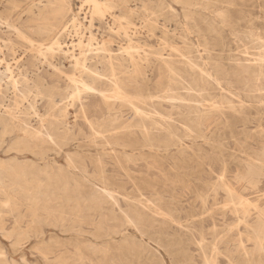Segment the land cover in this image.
Listing matches in <instances>:
<instances>
[{
    "label": "bare ground",
    "instance_id": "1",
    "mask_svg": "<svg viewBox=\"0 0 264 264\" xmlns=\"http://www.w3.org/2000/svg\"><path fill=\"white\" fill-rule=\"evenodd\" d=\"M135 1L85 0L88 12H81L84 6H80L79 13L65 22L61 21V9L50 6L51 0L35 3L30 12L40 22L31 34L50 33L59 26L48 45L3 21L6 29L13 28L30 48L16 56L10 39L0 37V152L5 135L19 132L21 137L7 151H29L35 159L23 161L14 155L7 160L0 156V220L4 215L15 217L14 227L8 229L0 223V232L6 238L16 236L14 244L19 246L40 235L42 224L51 218L62 226L70 219V229L78 234L85 231L83 223L88 218L95 225L91 234L100 239L108 235L105 220L119 217L114 209L118 206L122 218L137 230L161 238L165 231L154 227L150 215L160 220L154 215L156 210L161 221L167 223L161 207L152 209L162 198L146 197L134 183L138 201H130L129 209H122L113 188L114 177L109 174V160L125 169V161L164 153L179 177L194 164L207 166L214 173L220 167L209 186L225 191V208L236 217L229 237L240 254V263H235L231 255V264H264V145L260 149L243 147L239 154L231 155L232 161L203 147L204 143L212 150L217 147L212 142L213 133L221 124L231 129L247 125L252 121L251 109L259 115L255 134L264 138V13L255 16L253 11L255 7L264 10V0H222L219 5L204 0H173L181 6L183 15L167 0H149V7L143 4L155 18L147 19L146 26L159 42L151 50L144 48L148 42L136 36V30L131 31L132 16L137 11ZM198 8L208 12L200 13ZM3 19L0 11V21ZM240 21L246 27L242 32L238 30ZM104 26L107 34L102 32ZM224 27L234 36L237 54L227 53L230 48L221 31ZM66 35L71 36L68 42L63 41ZM6 51L13 52L12 59H7ZM29 57L38 66L35 71L25 66ZM42 65L63 75L65 92L53 91L45 82L38 72ZM157 76L165 77L166 82ZM216 90L220 91L218 98ZM87 95H99L108 112L92 117L83 102ZM39 96L48 97L58 115L50 113L46 118L41 114ZM78 103L75 120L67 122L68 108ZM117 105L129 110L126 118L112 114ZM33 116L37 125L31 121ZM79 118L88 124L96 151L68 154L62 164L50 152L60 153L73 139ZM195 145L203 154L195 152ZM245 191L256 195L249 196ZM106 204L113 207L111 216L106 213ZM26 216L31 221L23 226ZM200 235L205 240V232ZM226 241L228 238H219L209 252L207 244L199 243L206 264H219L220 245ZM88 246L100 249L91 241ZM40 253L49 264L63 263L61 257L51 261L47 252ZM5 254L0 251V264H18L6 259Z\"/></svg>",
    "mask_w": 264,
    "mask_h": 264
},
{
    "label": "rangeland",
    "instance_id": "2",
    "mask_svg": "<svg viewBox=\"0 0 264 264\" xmlns=\"http://www.w3.org/2000/svg\"><path fill=\"white\" fill-rule=\"evenodd\" d=\"M46 1L0 0V11L4 18L0 21V37L10 39L17 51L16 56L26 52L30 48V45L25 39L17 36L13 28L6 29L3 21H9L19 27L36 42L48 45L56 36V30L59 26L50 33L31 34V31L39 27L38 23L40 20L33 16L30 10L35 3ZM83 1L51 0L50 6L61 9L63 14L61 21L65 22L71 19L74 14H78L82 6H84L82 7L84 9L81 12H88L87 8H89V4ZM204 1L210 2L211 5H219L222 0ZM167 2L178 8L183 15L180 5L175 4L173 0H167ZM143 3L149 7V0H136L133 3L137 5L135 6L137 11L132 16L134 25H132L133 30L131 29V31L136 30L134 31L136 36L148 42V45L144 46V48L151 50L158 47L159 42L157 37L152 35L148 30L146 24L147 19L155 18V16L152 14L151 9L145 8ZM152 8H154V5ZM207 10L200 8L199 12L207 13ZM253 11L255 12V16L264 13V10L258 7L253 8ZM81 16L83 17V14L80 15V18ZM159 22L162 23L163 20L159 19ZM199 24L205 27L203 22H199ZM239 24L238 30L240 32L244 31L246 29L244 21H240ZM221 31L225 42L230 48V50H227V53L237 54L234 36L231 34L230 29L224 27L221 28ZM102 32L107 34L108 30L105 26ZM156 33L159 34V30L156 29ZM97 34L100 36V31ZM70 38V35H66L63 37V41L68 42ZM192 38L196 39V36H192ZM6 53L7 59H12L14 56L12 51H6ZM25 66L32 71H35L38 67L32 57L27 59ZM38 72L45 82L52 87L53 91L65 92L67 89L65 78L53 68L42 65L38 69ZM159 77L157 76L156 79ZM160 80L166 82L165 77H160ZM219 92V90L214 91L217 98L219 97ZM37 101H39L37 102L38 111L44 114L46 118H48L50 113L58 115V110L50 107L48 97L42 98V96H39ZM83 102L85 103L87 112L92 117L100 115L101 111L104 113L108 112L104 100L99 95H87L83 99ZM79 108V103L75 107L70 106L68 108L69 117L67 116V122L72 123L75 120L74 114H76V111L79 112ZM250 111L252 121L247 123V125L232 126V129L223 124L217 127L214 130L213 134L215 135L212 140L217 147L212 150L208 144L204 143V150L209 153L220 152L222 158L232 161L231 155L233 153L239 154L243 147L251 145L260 149L264 145V138L255 134V130L258 129L257 118L259 115L255 109H251ZM112 114L114 116L117 115L119 118H126L129 115V110L126 107L117 105ZM36 119L34 116L31 117L34 125H37ZM77 122L79 124L76 126V135L73 139H70L62 147L60 153L55 154L54 151L50 152L62 164L66 163L68 154L83 153L88 155L96 151L90 141L88 124L81 118ZM212 127L214 128V124L211 125ZM19 137H21L19 132L6 134V141L0 152V156L7 160L14 155H18L23 161L35 159L34 155L29 151H7ZM186 142L190 144V142ZM198 144H202V141H199ZM19 148H22V146H19ZM194 150L196 153L203 154L197 145L194 146ZM163 154H153L145 158L139 157L136 160L125 161L123 163L125 169L109 160V174L114 177L115 184L113 188L119 194V204L122 209L128 210L130 201H138V197L135 195L138 193V190L134 183L142 188L146 197L162 198V200L154 202L155 204L152 209H157V206L161 207L162 211L165 212L164 215L170 221L168 220L167 223L162 222V217L156 215L158 213L156 210H154V215L160 220H154L153 213L150 215L154 227H161L165 231L161 235V238H156L155 235H149L137 230L134 225L122 218L121 210L118 206H115V213L119 217L116 219H111V217L105 220V230L108 235L100 239H95L91 234L95 230V225L88 218L83 223L85 231L80 234L70 229L69 225L72 222L70 219L65 221L62 226L61 222H57L55 218H51L50 222L42 224V233L40 235L32 236L19 246L14 244L16 236L6 238L0 232V251L4 250L6 259H14L18 264H49L43 258L40 251L47 252L51 261L61 257L63 260L62 264H206L199 243L207 244L205 249L209 252L213 244L223 237L225 240L228 238V241L220 245L222 251L217 255L219 264H231V255L234 256L233 260L235 263H240V254L234 241L229 237L232 234L229 228L236 223V217L225 208L227 198L225 191L222 188L215 190L209 186V182L216 179L220 167L216 168L214 173L207 166L198 167L197 164H194L179 177L171 169L169 164L170 159H167ZM189 155L193 157V153L189 152ZM229 177L233 178V173H230ZM262 185H264V177H262ZM84 192L89 193L90 190H84ZM245 193H249V196L256 195L250 191H245ZM105 207L106 213L111 216L113 207L108 204ZM22 210L26 212V207L23 206ZM41 213L43 214V212ZM30 221L31 218L26 216L22 225L27 226ZM0 223L5 225L6 228L12 229L15 224V217L4 215ZM138 226L141 227V224H138ZM215 229L217 233L214 231ZM202 231L205 232V240L201 239L200 232ZM167 239H172V242L167 243ZM89 241L97 243L100 249L94 250L89 247ZM78 253H81V256Z\"/></svg>",
    "mask_w": 264,
    "mask_h": 264
}]
</instances>
